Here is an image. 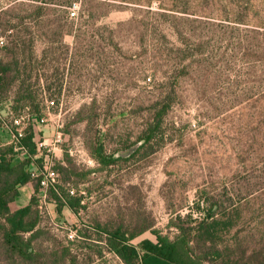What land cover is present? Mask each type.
I'll return each instance as SVG.
<instances>
[{
  "label": "rangeland",
  "instance_id": "374dc122",
  "mask_svg": "<svg viewBox=\"0 0 264 264\" xmlns=\"http://www.w3.org/2000/svg\"><path fill=\"white\" fill-rule=\"evenodd\" d=\"M0 38L33 98L31 108L15 103L16 88L1 93V118L14 126L22 106L37 108L42 155L93 171L69 186L60 176L84 209L56 212L48 197L43 254L68 239L77 264H123L96 253L94 226L143 228L133 245L155 242L152 231L171 240L212 207L225 224L218 250L264 264V0H0ZM133 144L143 147L118 156ZM96 148L122 160L100 169ZM30 195L22 188L13 207Z\"/></svg>",
  "mask_w": 264,
  "mask_h": 264
},
{
  "label": "trees",
  "instance_id": "16d2710c",
  "mask_svg": "<svg viewBox=\"0 0 264 264\" xmlns=\"http://www.w3.org/2000/svg\"><path fill=\"white\" fill-rule=\"evenodd\" d=\"M21 73L16 61L3 62L0 58V94L16 88L15 103L23 105L26 103L31 107L33 98L29 87L25 88L26 85H24L29 78L25 76L23 79L20 76ZM27 105L22 106V111L28 108L29 113H32V107L29 108ZM34 109L36 112L32 113L33 120L31 119V123L24 129L23 135L16 140L17 145L23 148V152L14 150L13 144L0 143V264H77V256L73 255L72 242L68 239H64L66 244L60 246V254L57 250L43 254L46 252L36 246L37 239L43 234V231L39 228L41 219L36 199L39 178H32L31 171L41 166L42 157L35 158L39 149L35 141L34 125L39 123L40 117L38 116L39 110ZM164 112L165 109L157 115L159 120ZM158 121L156 122L157 127ZM5 124V120L0 115V128ZM6 125L8 126V124ZM8 128L11 135L16 134L15 126L10 125ZM150 138L149 132L146 137L140 138V141L146 144ZM142 145L134 153L139 152ZM19 154L23 158L16 160L15 157ZM94 158L98 161L100 169L122 160L113 156L103 157L98 148L95 149ZM64 159L66 165L58 163L55 169L58 173V181L60 182L61 176L66 186H69L70 182L83 183L84 179L93 172L90 170L80 172L67 155L64 156ZM59 182L49 189V196L52 204L56 206V212H60L64 207L74 213L84 209L81 202L82 196L71 194L70 189L62 188ZM21 188L31 189V195L25 205L13 207L20 196ZM220 226L225 227V224L214 218L212 207H209L206 210V216L200 221L192 224L186 218L185 226L176 224L179 234L171 240L152 231L155 242L144 239L137 245H133L130 241L142 234L143 228L128 233L121 226L108 229L106 226L96 225L92 230L99 235L104 234V238L98 240V243L103 246H94L98 247L96 253L101 254V249L108 250L115 254L123 264H205L206 262L210 264H239L238 260H231L216 247L215 234ZM82 239V242L79 243L88 240L87 238ZM64 261L66 262L64 263Z\"/></svg>",
  "mask_w": 264,
  "mask_h": 264
},
{
  "label": "built area",
  "instance_id": "2783aa9c",
  "mask_svg": "<svg viewBox=\"0 0 264 264\" xmlns=\"http://www.w3.org/2000/svg\"><path fill=\"white\" fill-rule=\"evenodd\" d=\"M3 45V40L0 38V46ZM48 102L50 105L53 104V101H45ZM26 110V113L24 114V111ZM23 111V114L20 116H17L14 118L13 123L16 127V134L12 135L11 143L14 145V150L23 152V148L19 147L16 143L17 138L21 137L23 135L24 131V124L31 119V115L27 113L29 112L28 108H25ZM42 151V149H39V152ZM35 157H42L41 166L39 168H34L31 171V177L32 178H39V190L36 195L37 199V210L38 214L41 219V223H43L42 218H45L48 216L47 211V204H48V197H49V189L53 187L58 182V173L55 169L54 162L51 158H48L46 155H42V152L35 155ZM72 193V191L70 192ZM74 234L70 233L68 234V238L72 239Z\"/></svg>",
  "mask_w": 264,
  "mask_h": 264
},
{
  "label": "water",
  "instance_id": "95a60500",
  "mask_svg": "<svg viewBox=\"0 0 264 264\" xmlns=\"http://www.w3.org/2000/svg\"><path fill=\"white\" fill-rule=\"evenodd\" d=\"M137 148H138V145H134L131 148L118 153V156H120V157L128 156V155L132 154Z\"/></svg>",
  "mask_w": 264,
  "mask_h": 264
},
{
  "label": "flooded vegetation",
  "instance_id": "af4514ba",
  "mask_svg": "<svg viewBox=\"0 0 264 264\" xmlns=\"http://www.w3.org/2000/svg\"><path fill=\"white\" fill-rule=\"evenodd\" d=\"M134 145H135V144H133L132 146H134ZM132 146H129L127 149L131 148ZM127 149H126V150H127ZM98 150L100 151L101 149H100V148H98ZM134 152H135V151H134ZM134 152H133V153H134ZM130 155H131V154H130ZM130 155H128V156H125V157H121V158H126V157H129Z\"/></svg>",
  "mask_w": 264,
  "mask_h": 264
},
{
  "label": "crops",
  "instance_id": "0c3cea01",
  "mask_svg": "<svg viewBox=\"0 0 264 264\" xmlns=\"http://www.w3.org/2000/svg\"><path fill=\"white\" fill-rule=\"evenodd\" d=\"M21 189H22V188H21ZM21 189H20V190H21ZM24 201H25V202H23L22 205H25V204L27 203L28 199H27V200L25 199Z\"/></svg>",
  "mask_w": 264,
  "mask_h": 264
}]
</instances>
